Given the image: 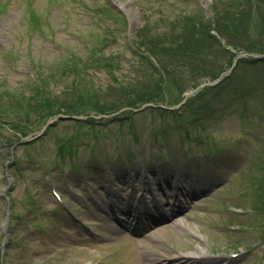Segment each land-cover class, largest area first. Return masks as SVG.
I'll list each match as a JSON object with an SVG mask.
<instances>
[{
  "label": "rangeland",
  "instance_id": "obj_1",
  "mask_svg": "<svg viewBox=\"0 0 264 264\" xmlns=\"http://www.w3.org/2000/svg\"><path fill=\"white\" fill-rule=\"evenodd\" d=\"M245 1L0 0V93L11 101L36 88L57 106L81 93L109 103L161 81L158 68L167 76L154 102L164 111L84 108L45 126L21 103L5 116L0 264H264V59L243 56L226 76L245 51L217 30L168 65L133 43L145 25L162 35ZM254 16L237 26L247 36L264 31V9ZM92 53L114 67H86ZM197 250V262L182 257Z\"/></svg>",
  "mask_w": 264,
  "mask_h": 264
},
{
  "label": "trees",
  "instance_id": "obj_2",
  "mask_svg": "<svg viewBox=\"0 0 264 264\" xmlns=\"http://www.w3.org/2000/svg\"><path fill=\"white\" fill-rule=\"evenodd\" d=\"M229 7L232 8L231 11L233 12H229L228 10L223 11L220 5L217 4L214 8V13L216 14L210 22H197L193 17H189L187 22L185 21L186 23L184 21H182V24H179L178 21L177 24H174L175 22L173 24L171 23L170 32L163 33L162 35H157V33L152 35V27L149 28L150 26L147 27L145 25L137 32L133 39L134 46L138 51L142 52L145 50L153 56L160 58L161 60H159L163 65H168L172 63V59L179 61L188 55H194L198 52L201 53L202 44L212 37L211 31L217 30L220 34L228 36L229 41L232 40L231 42L238 46L239 51L264 52V31L260 30L255 34L249 33L247 36V32L238 28V25L243 23L248 24L251 18H255V16L249 17L252 11H255L256 14L262 13L264 9V0H246L244 3H241L240 6L233 5ZM176 27L180 29L178 30ZM99 51L103 52V50ZM242 61L243 60H240L239 63ZM247 61L258 62L257 59H250ZM109 62L110 61H107L104 64L102 58L99 57L97 53H92L87 61L86 67L89 65L114 67V62ZM73 67L74 65L71 66V63L68 62L64 70L68 71ZM158 69H160L159 71L162 74L161 81L156 82L154 85L141 86L139 89L134 87H123L122 90L124 93L120 94L115 100L109 103H101L100 100L92 94L81 93L57 106L58 104H56V101L53 102L49 96L40 90L37 91L36 88L35 93H31L29 96L23 93L11 101L10 96L12 94L7 90L0 93V123H6L5 116L9 117L11 113H14L15 109L20 107L21 103L28 108L26 110L28 113L27 115L32 118V114H34L33 124H42L51 116L63 111L77 112L80 109L91 108L97 113L105 114L117 112L122 108L138 107L148 102H161L159 100L165 92L167 76L161 68ZM223 72L224 70L215 75V78L219 77ZM9 99L11 102L10 107L3 103V101H9ZM31 118H26V123H29Z\"/></svg>",
  "mask_w": 264,
  "mask_h": 264
},
{
  "label": "bare ground",
  "instance_id": "obj_3",
  "mask_svg": "<svg viewBox=\"0 0 264 264\" xmlns=\"http://www.w3.org/2000/svg\"><path fill=\"white\" fill-rule=\"evenodd\" d=\"M132 24H133V28L136 27V25L138 24L137 20L135 19ZM182 257L183 258L187 257L191 261L197 262L198 260L202 259V257H204V252L197 250L196 252H193V253L189 254L188 256H182Z\"/></svg>",
  "mask_w": 264,
  "mask_h": 264
},
{
  "label": "water",
  "instance_id": "obj_4",
  "mask_svg": "<svg viewBox=\"0 0 264 264\" xmlns=\"http://www.w3.org/2000/svg\"><path fill=\"white\" fill-rule=\"evenodd\" d=\"M59 118H62L64 120H68V119H75V116H70V115H59Z\"/></svg>",
  "mask_w": 264,
  "mask_h": 264
}]
</instances>
